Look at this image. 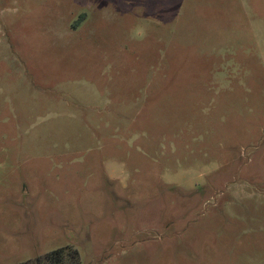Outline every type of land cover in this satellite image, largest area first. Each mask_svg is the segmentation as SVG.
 Here are the masks:
<instances>
[{
    "label": "rangeland",
    "instance_id": "1",
    "mask_svg": "<svg viewBox=\"0 0 264 264\" xmlns=\"http://www.w3.org/2000/svg\"><path fill=\"white\" fill-rule=\"evenodd\" d=\"M264 264V0H0V264Z\"/></svg>",
    "mask_w": 264,
    "mask_h": 264
},
{
    "label": "trees",
    "instance_id": "2",
    "mask_svg": "<svg viewBox=\"0 0 264 264\" xmlns=\"http://www.w3.org/2000/svg\"><path fill=\"white\" fill-rule=\"evenodd\" d=\"M79 262V251L73 246H66L19 264H79Z\"/></svg>",
    "mask_w": 264,
    "mask_h": 264
}]
</instances>
